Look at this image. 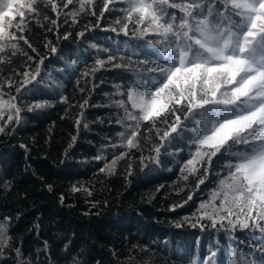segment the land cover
<instances>
[{"label":"trees","instance_id":"trees-1","mask_svg":"<svg viewBox=\"0 0 264 264\" xmlns=\"http://www.w3.org/2000/svg\"><path fill=\"white\" fill-rule=\"evenodd\" d=\"M64 2L57 0L59 15L46 0H38V15L26 12L23 35L37 52L19 40L12 41L19 45L15 55L10 47L0 53V83L4 78L13 81L11 88L5 84L0 90L5 100L9 92L16 95L15 84L21 79L13 70L29 71L46 57L30 91L17 97L20 123H8L0 134V233L8 238L0 241V264H207L210 249L218 250L220 264H228L232 249L258 259L261 254L252 247L253 238L261 235L258 231L239 226L225 231L219 223L210 227L208 217L199 219L211 203L220 204L213 197L220 192L222 198L220 181L227 176L226 165L234 162L222 150L210 167L207 157L194 160L196 171L186 165L195 155L193 140L202 116L184 120L181 114L185 127L164 141L156 160L150 159L157 156L152 144L160 140L148 131V123L142 122L140 148L122 145L120 134L132 122H118L124 110L114 102L124 100L131 110L127 89L150 87L155 74L142 71L139 62L156 58V46L150 43L155 37L133 35L131 23L128 35L120 30L127 22L120 10L127 5L121 0L109 5L103 16L104 0H94L83 12L77 0L68 8ZM93 10L96 15L90 14ZM48 41L56 52L45 47ZM97 59L104 60V66L83 76ZM117 85L123 95L116 94ZM84 99L88 103L81 109ZM6 120L7 114L0 123ZM121 153L127 155L111 174L101 171Z\"/></svg>","mask_w":264,"mask_h":264},{"label":"snow or ice","instance_id":"snow-or-ice-1","mask_svg":"<svg viewBox=\"0 0 264 264\" xmlns=\"http://www.w3.org/2000/svg\"><path fill=\"white\" fill-rule=\"evenodd\" d=\"M77 2L80 12L85 10L86 5L94 4V0ZM114 2L115 0H104L100 16ZM121 2L127 5L120 9L125 13L127 22L122 24L120 30L128 35V25L134 24L132 34H138L140 38L151 35L155 38L150 43L156 46V58L139 62L143 65L142 71L155 74L150 78V87L142 90L130 86L127 89V101L131 104V110L125 106L124 100L114 102L124 110V116L118 122H132L125 124L128 131L120 134L122 145L129 149L140 148L138 138L141 136L142 122L148 123V131L155 132L160 140L159 144H152V151L157 156L150 159L156 160L164 141L174 138L172 134L185 127L181 114L184 120L202 116L203 119L198 121L200 131L193 140L195 155L186 161V165H193L192 170L196 171L194 160L199 163L207 157V166L210 167L212 158L222 150L233 157L234 162L226 165L227 176L220 181L222 198L220 192L214 194L213 199H220V204L211 203L208 206L210 211L203 212L199 219L208 217L210 227L217 228L219 223V227L225 231H235L237 226L241 230L258 231L261 235L253 238L256 243L252 247L261 254L260 257L251 259L249 255L239 254L232 249L228 264H264V0ZM37 3L38 0H0V53L10 47L14 50L12 55H15L19 45L12 41L19 40H23L28 48L37 52L23 35L26 12L38 15ZM69 5H74V0L63 3L64 8ZM46 6H50L59 15L60 5L57 0H46ZM173 9L177 11H171ZM78 14L79 12L73 13ZM90 14L96 15V12L93 10ZM52 23L55 24L56 21L53 20ZM17 32L20 33L19 36ZM78 35L84 36V32ZM50 45L51 41H48L45 47L56 52V48ZM23 54L27 55L26 52ZM28 59L32 60L33 57L28 56ZM44 59L46 57L40 58L36 67L29 71L15 73L13 70L21 79L15 84L16 95L9 92L7 100L0 97V121H4L7 113V120L0 123V134L5 132L8 123H20L22 110L16 102L17 97L22 91H30L28 86L40 76V66ZM108 59L111 61L114 57L110 56ZM3 62L0 58V63ZM7 62L11 63V60ZM104 63V60L97 59L95 66L82 75L87 77L94 74ZM113 67L130 66L114 64ZM5 84L11 88L13 81L11 78H4L0 83V90ZM116 88V94H124L119 85ZM61 102L66 103L67 97L62 96ZM87 103L88 100L84 99L79 107L83 109ZM35 107L42 105L37 104ZM32 110V107L28 108V111ZM79 116H83L82 111ZM80 123V119H77V127ZM159 124L165 127L161 128ZM84 127H87V123ZM143 139L151 143V137L145 136ZM126 155L127 153H121L101 171L111 174L118 160ZM141 161L143 162V157ZM199 183L203 184L204 179L201 178ZM73 190L78 189L74 187ZM202 207L205 205L202 204ZM222 212L225 215H221ZM7 239L6 234L0 233V241L6 242ZM209 251L207 264H220L216 259L218 250Z\"/></svg>","mask_w":264,"mask_h":264},{"label":"rangeland","instance_id":"rangeland-1","mask_svg":"<svg viewBox=\"0 0 264 264\" xmlns=\"http://www.w3.org/2000/svg\"><path fill=\"white\" fill-rule=\"evenodd\" d=\"M5 114H7V113H5Z\"/></svg>","mask_w":264,"mask_h":264}]
</instances>
